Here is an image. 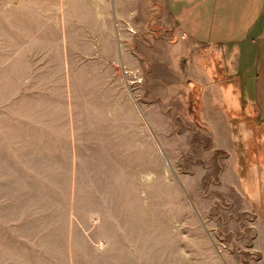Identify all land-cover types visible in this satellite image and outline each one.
<instances>
[{
  "label": "rangeland",
  "instance_id": "obj_1",
  "mask_svg": "<svg viewBox=\"0 0 264 264\" xmlns=\"http://www.w3.org/2000/svg\"><path fill=\"white\" fill-rule=\"evenodd\" d=\"M164 2L0 0V264H264V45Z\"/></svg>",
  "mask_w": 264,
  "mask_h": 264
},
{
  "label": "crops",
  "instance_id": "obj_2",
  "mask_svg": "<svg viewBox=\"0 0 264 264\" xmlns=\"http://www.w3.org/2000/svg\"><path fill=\"white\" fill-rule=\"evenodd\" d=\"M164 5L182 42L245 44L251 50L264 45V0H165Z\"/></svg>",
  "mask_w": 264,
  "mask_h": 264
}]
</instances>
